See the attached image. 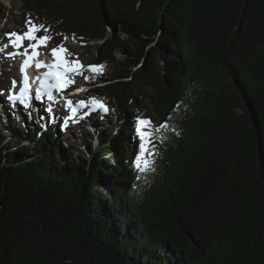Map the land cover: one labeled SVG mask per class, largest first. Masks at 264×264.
<instances>
[{
    "label": "trees",
    "instance_id": "1",
    "mask_svg": "<svg viewBox=\"0 0 264 264\" xmlns=\"http://www.w3.org/2000/svg\"><path fill=\"white\" fill-rule=\"evenodd\" d=\"M18 2L21 31L101 40L86 98L115 120L74 155L60 125L9 114L0 264H264V0ZM140 115L170 127L137 180Z\"/></svg>",
    "mask_w": 264,
    "mask_h": 264
},
{
    "label": "snow or ice",
    "instance_id": "2",
    "mask_svg": "<svg viewBox=\"0 0 264 264\" xmlns=\"http://www.w3.org/2000/svg\"><path fill=\"white\" fill-rule=\"evenodd\" d=\"M43 32L44 35H38V33ZM50 28L43 24H37L32 17L29 15L26 17L25 30L21 32L12 31L6 33L8 37L9 45L12 47L13 51L8 53L10 57H15L21 55L24 57L23 62L20 66V72L25 73V69L28 68L33 61H35V66L37 68H47L48 71L43 73L42 78L39 79V87L35 90L34 99L40 101L43 96H46L49 101H55L56 96L54 92H60L63 89L74 83L73 80L67 78L69 73H80L82 65L78 58L68 59L70 56L75 54L71 53L66 49L61 43L60 45L50 49V55L54 60V63H47L36 59L40 56V49L42 47H47L48 42L52 39V36L48 33ZM75 38V34H73ZM67 39V37H65ZM27 41V45H25ZM4 47H8L5 45ZM23 51H20V50ZM103 65H90L88 66V71L92 73H100L103 70ZM82 74V73H81ZM88 80L89 77H84ZM131 79V77H129ZM17 82L13 81V89H15ZM83 89H77L76 91H81ZM30 87L29 78L27 75L23 76V86L19 88L18 94L10 90L8 99L15 105L19 103L23 107L30 106ZM73 102L71 100L67 101V105L71 108L73 117L77 114L79 109L87 108L88 111L84 112V115L90 114L91 111L100 110L107 112L109 109L107 105L99 98L90 97L87 102L81 100L78 101L76 106H72ZM45 111H52L51 108L45 109ZM71 118V117H70ZM43 126V125H42ZM170 127L167 121L160 123L159 125H154L150 118H146L143 115L137 116L135 120V132L139 140V146L137 154L132 161L134 168L137 170V180L140 179V174L146 173L153 170L154 159L159 155L158 149L156 147L157 134L161 133L163 130ZM160 142L163 143L165 137H159Z\"/></svg>",
    "mask_w": 264,
    "mask_h": 264
},
{
    "label": "rangeland",
    "instance_id": "3",
    "mask_svg": "<svg viewBox=\"0 0 264 264\" xmlns=\"http://www.w3.org/2000/svg\"><path fill=\"white\" fill-rule=\"evenodd\" d=\"M0 7L2 8V13L0 14V28L2 29V38L0 39V55L2 56V64L6 67H9V74H8V80L5 81V86L2 87V85H0V93H3V95L0 94V96H2L4 98V100L7 99V96L9 95L10 90L14 91L16 90V88L21 87V78H20V74H19V65H21V63L23 62L24 57L21 55H17L14 58L10 57L8 55V53L12 52L13 49L12 47L9 45L8 42V37L5 35L6 33H10L12 31H17V32H21L22 27L19 25L20 19H21V6L18 2V0H0ZM39 35V34H38ZM99 42H101V40H93L90 41L89 44L93 45L91 47V49H89V51H85V49L83 48L81 43H77L72 41L71 39L65 40L63 42V45L66 49H68L69 52L75 54L74 56H70L68 57V59H76L78 58L81 65L83 66L81 69L80 73H69L68 77L69 79L73 80L74 83H72L70 86H68L66 88V91L61 93L60 96L58 97V99H60L62 96L66 95L68 96H73V102L80 99V100H84V98L82 97V95L84 94V91H86L89 87H94L96 85H98L99 83H95L92 85L88 84V80H90V74L88 71V66H90L89 61L93 60L95 57L93 54L96 53V47L95 44H99ZM27 41H25V45H27ZM61 44V43H60ZM60 44H53L52 43V39L48 42L47 47H42L40 49V56L37 57L36 59L41 60V61H45L47 63H52L53 58L50 55V49L53 47H56ZM5 45H8V47H4ZM20 51H23L22 49ZM4 56V57H3ZM118 57L119 54H117ZM31 67L33 68V71L36 72H44V71H48L47 68H37L35 66V61L32 62ZM82 73V74H81ZM89 77L88 80H85L84 77ZM16 81V87L15 89H13V81ZM77 89H83L81 91H76ZM0 100L1 97H0ZM61 100H65L64 98H62ZM58 100L55 99V101L53 102H57ZM2 101H0L1 103ZM87 102V101H85ZM6 103V102H5ZM3 103V104H5ZM65 106H67V102H64ZM33 105V103H32ZM75 105V104H74ZM112 104L108 103L107 107H108V111L105 113L103 111L100 110H96V111H91L90 114L88 115H84V112H87L88 109L84 108V109H80V113L77 114V118L78 120H76L74 123L70 122L69 124H66V126L64 124H62L60 120V116H58L57 118L55 117L54 119V115L52 113H48L47 111H45V109H43L41 106L40 107H34L32 106L30 110H25L24 113H22V108H17L18 111H15V113H17L19 116H21V119H24V115L28 116V113H32L35 112L36 110V116L38 117V119H40V121L42 122L41 124L43 126H48L51 122L52 123H56L58 125H60L64 130H70V132H66L65 133V137H67L68 142L70 143V145L73 147L71 149V151L74 152V155L77 154V150L78 149H83L84 146L86 147V144L89 143L88 141H90L88 138H92L91 135L93 134V132L95 131V129L99 126L101 127H109V125L112 122V120L114 118V112L113 106H110ZM13 108V107H12ZM2 107L0 106V111L2 112ZM14 109H16L14 107ZM26 109V108H24ZM11 110V109H10ZM9 110V112H10ZM9 112L5 111L2 113V117L1 121H0V130H4V132H10L11 133V127L10 124L8 123V119H6L5 117L8 118V114ZM33 114V113H32ZM63 115L65 116V114L63 113ZM104 115V117L102 118V116ZM36 117V118H37ZM53 117V120H52ZM51 118V119H50ZM70 118V117H67ZM101 118L103 120H101ZM73 123V125H72ZM79 124L78 126L76 124ZM39 125V124H38ZM122 125V124H121ZM41 128L42 126L39 125ZM81 129H80V128ZM83 130L88 131L90 134H82ZM85 133V132H84ZM22 138H24V140H22V145H25L27 143H29L30 141H32L30 138L27 140V138H25V136L22 134L21 135ZM94 139V138H93ZM93 145H96L97 141L94 140L91 142ZM84 145V146H83ZM112 157L115 159H121V156L119 154V152L117 153L116 151H114ZM157 157H159V155H157ZM108 180L109 177L105 178V182H104V189L108 187Z\"/></svg>",
    "mask_w": 264,
    "mask_h": 264
},
{
    "label": "bare ground",
    "instance_id": "4",
    "mask_svg": "<svg viewBox=\"0 0 264 264\" xmlns=\"http://www.w3.org/2000/svg\"><path fill=\"white\" fill-rule=\"evenodd\" d=\"M2 55V54H1ZM0 55V63L2 62V56ZM100 84V83H99ZM243 84V83H242ZM248 85V84H247ZM230 86H231V84H230ZM250 87V86H249ZM247 88H248V86H247ZM251 88V87H250ZM247 90V89H246ZM250 90V89H249ZM1 97V99L2 100H0V101H2L1 103H0V106L2 107V112H9V110H10V112H9V114H12L14 111H18L19 110V108H20V104L19 103H17V104H15V105H13V108L12 107H9L8 106V104L7 103H5L6 102V100H4V98L2 97V96H0ZM3 103H5V104H3ZM14 107L16 108V109H14ZM17 108H18V110H17ZM42 108L43 109H47V108H51L52 109V111H47L48 113H52L53 115H54V119H55V117L57 118L58 116H60V120L59 121H61L65 126H66V124H69L70 122H75L76 120H78V118H77V114L78 113H80V111H78L77 112V114L73 117V114H72V112H71V110L70 111H68L65 107H63L61 104H60V102H53L52 104H49V103H43L42 104ZM257 111H260V110H257ZM63 113L65 114V116H67V117H71V118H67V117H65L64 115H63ZM259 113V112H258ZM102 116V115H101ZM25 117V116H24ZM104 117V115L102 116V118ZM101 118V120H103ZM114 118H115V113H114ZM73 123H72V125H73ZM77 126L79 125L78 123L76 124ZM67 127V126H66ZM80 128V127H79ZM69 129H71V128H69ZM66 130V132H70V130ZM81 129V128H80Z\"/></svg>",
    "mask_w": 264,
    "mask_h": 264
}]
</instances>
